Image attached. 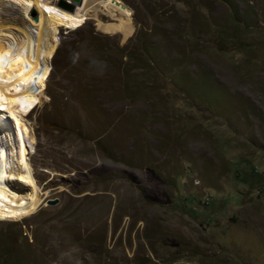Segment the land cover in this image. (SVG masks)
I'll list each match as a JSON object with an SVG mask.
<instances>
[{"label": "rangeland", "instance_id": "374dc122", "mask_svg": "<svg viewBox=\"0 0 264 264\" xmlns=\"http://www.w3.org/2000/svg\"><path fill=\"white\" fill-rule=\"evenodd\" d=\"M85 1L0 0L43 201L0 264H264V0Z\"/></svg>", "mask_w": 264, "mask_h": 264}, {"label": "bare ground", "instance_id": "6f19581e", "mask_svg": "<svg viewBox=\"0 0 264 264\" xmlns=\"http://www.w3.org/2000/svg\"><path fill=\"white\" fill-rule=\"evenodd\" d=\"M15 1L21 4L23 0ZM60 1L58 2V7L63 10L53 7L52 15L66 26L78 24L73 21L75 17L79 18V14H73L76 8H85L86 6L91 11L97 6L95 4L86 5V1L83 0L82 5L75 6L73 10H70L67 6H61ZM26 2L30 3L31 6L35 5L37 9H42L46 6L45 0H26ZM67 3L73 4L71 0H67ZM48 5L52 6L51 4ZM42 12L46 13V11ZM19 73L21 75V72ZM11 101L9 89L6 88L0 77V109L1 107L6 109L0 120L5 119L9 122L8 128L0 125V221L22 220L35 214L43 203L40 198L41 189L27 158L29 154L27 144L32 134L28 131L23 121L24 118L16 111ZM0 122L2 124V121ZM12 123L15 124V128L13 125V130L10 129ZM14 143L19 146L17 148L15 146V149L19 148L20 167H17L11 161Z\"/></svg>", "mask_w": 264, "mask_h": 264}, {"label": "water", "instance_id": "95a60500", "mask_svg": "<svg viewBox=\"0 0 264 264\" xmlns=\"http://www.w3.org/2000/svg\"><path fill=\"white\" fill-rule=\"evenodd\" d=\"M71 3H73V4H68L67 0L66 1L65 0L60 1L61 6H67V7H69L70 10H73L75 6L82 5L83 0H71ZM56 204H58L57 200L48 202V205H56Z\"/></svg>", "mask_w": 264, "mask_h": 264}]
</instances>
